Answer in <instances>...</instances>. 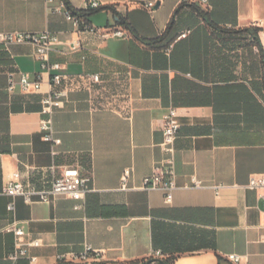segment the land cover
Segmentation results:
<instances>
[{
	"label": "crops",
	"instance_id": "crops-1",
	"mask_svg": "<svg viewBox=\"0 0 264 264\" xmlns=\"http://www.w3.org/2000/svg\"><path fill=\"white\" fill-rule=\"evenodd\" d=\"M59 1L0 0V33L59 35L50 62L64 66L68 93L53 117L62 141L53 156L40 129L50 75L40 91L9 92L11 77L34 80L43 69L34 46L0 45V189L17 171L49 182L53 167H79L93 181L79 209L64 196L27 203L0 194V264H14L16 236L1 231L12 221L42 240L31 249L34 264H236L231 254L240 264H264V188H246L264 174V0H95L91 25L127 32L109 39L77 32ZM86 1L69 0L75 10ZM201 11L229 31L211 28ZM244 28L251 32H238ZM79 39L83 49L72 51ZM171 107L181 128L168 204L163 190L142 183L163 157L162 118ZM88 247L89 259H78Z\"/></svg>",
	"mask_w": 264,
	"mask_h": 264
},
{
	"label": "built area",
	"instance_id": "built-area-1",
	"mask_svg": "<svg viewBox=\"0 0 264 264\" xmlns=\"http://www.w3.org/2000/svg\"><path fill=\"white\" fill-rule=\"evenodd\" d=\"M53 3L55 0H47ZM193 0H182L183 3H190ZM205 2L206 0H199ZM101 4L95 0H87L84 4L83 10L89 11L100 8ZM155 6L154 2H149L145 5L146 8L152 9ZM58 10L65 13L67 21H69L77 32H90L94 35H99L103 39L111 37H126L125 29H109L101 31L100 29L91 25V23L83 17L74 15L66 7L65 1L60 0ZM191 33V30L182 32L178 39L185 38ZM60 43V37L56 33L50 31L43 32H8L0 33V45L9 47L13 44H30L35 47L36 58L41 62L42 73L37 79H31L29 75L20 73L16 79L10 78L8 90L14 92L17 86L24 92L40 91L45 83L44 73H49L48 92L41 100V121L40 129L43 132V139L49 142L52 146L51 152L53 156L58 154L56 149L62 141L55 137L54 131V114L64 105V100L68 93L61 88L62 82L66 75L63 72L64 66L61 63H51L50 54L55 49V46ZM83 49L81 40H75L71 44L72 51H79ZM95 83L101 82L100 74L92 75ZM178 111L175 107H171L164 114L162 118V135L163 141L160 144L163 157L156 162L153 171L150 175L144 177L142 188L158 189L165 192V199L168 204L173 202V193L177 188L176 179V140L178 139L181 124L179 122ZM133 173V168L128 167L123 171L121 181L122 189H129V179ZM93 181L91 174H85L79 167H65L61 172H58L56 167H53V173L49 182H35L30 177L25 179L22 174L17 171L14 172L11 178L0 189V194L9 195L12 197L22 196L27 203H32L36 199L42 201H51L60 196H64L75 201L80 202L76 209L82 207V203L89 191V186ZM194 186H201L202 182L195 177L193 178ZM246 188L258 190L264 188V174L255 175L249 179ZM260 200L264 203V193L260 195ZM14 203L8 206L9 211L14 210ZM4 233H11L16 236V244L9 259L17 264L21 260H26V264H34L37 257L31 254V249L40 247L42 240L38 238H27L28 233L19 221H12L6 224L2 230ZM92 252V248L88 247L84 252L80 253L77 258L87 261ZM229 260L236 264L241 263V256L231 254L228 256Z\"/></svg>",
	"mask_w": 264,
	"mask_h": 264
},
{
	"label": "trees",
	"instance_id": "trees-1",
	"mask_svg": "<svg viewBox=\"0 0 264 264\" xmlns=\"http://www.w3.org/2000/svg\"><path fill=\"white\" fill-rule=\"evenodd\" d=\"M65 1V4H66V7H67V9L69 10V11H71L74 15H76V16H80V17H83V18H86L87 20H88V18H87V12H91L92 10H89V11H85V10H83V9H81V10H75V9H73V7L71 6V4H70V2H69V0H64ZM95 10V9H94ZM201 14L204 16V19L206 20V22L208 23V25L211 27V28H213V29H221L222 31H229V30H226V29H224V28H220L219 26H216L213 22H212V20L209 18V16H208V14H206L205 12H202L201 11ZM89 21V20H88ZM126 24V27L127 28H129V25H128V23H125ZM238 32H251V28H244V29H241V30H239ZM253 37H254V39H255V41H257L256 43H257V45L260 47V45H261V43H260V41H258V35L256 34H253ZM178 38V37H177ZM262 47V46H261ZM260 47V48H261ZM165 261V263L166 264H170L169 263V261L168 260H164Z\"/></svg>",
	"mask_w": 264,
	"mask_h": 264
},
{
	"label": "water",
	"instance_id": "water-1",
	"mask_svg": "<svg viewBox=\"0 0 264 264\" xmlns=\"http://www.w3.org/2000/svg\"><path fill=\"white\" fill-rule=\"evenodd\" d=\"M153 262H158L159 264H166L165 261L162 259H150L142 264H151Z\"/></svg>",
	"mask_w": 264,
	"mask_h": 264
}]
</instances>
